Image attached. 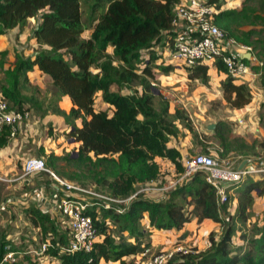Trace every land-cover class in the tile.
I'll use <instances>...</instances> for the list:
<instances>
[{"label": "trees", "instance_id": "obj_1", "mask_svg": "<svg viewBox=\"0 0 264 264\" xmlns=\"http://www.w3.org/2000/svg\"><path fill=\"white\" fill-rule=\"evenodd\" d=\"M82 1L0 0V37L13 29L23 32L30 19L35 18L32 38L37 46L32 55L17 53L14 64L8 67L9 51L1 52L5 79L0 81V99L6 100L12 110L27 106L29 109V105L41 109L45 102L40 103L24 90L31 84V73L36 69L40 76L50 79L55 92L48 108L63 117L66 133L78 146L63 156L50 154L47 164L71 182L82 186L94 182L98 191L128 196L142 184H163L169 177L177 178L185 166L182 152L174 142L186 135L183 128L192 134L193 143H202L201 138H206L195 129L184 109L172 111L170 100L157 94L152 83L155 68L165 74L174 68L172 64L158 63L162 57L158 50L172 48L176 36L173 20L181 0H86L87 23L83 21ZM209 3L219 9L214 17L217 26L239 43L251 46L263 61V71L264 0H243L241 7L232 8H225L226 0ZM253 68L258 70L259 66ZM188 69L192 80L209 83L208 65ZM216 70L224 75L220 86L226 103L237 109L250 104V85L228 75L221 61L216 62ZM98 100L105 103V108L97 109ZM224 126L219 123L212 131L224 148L221 159L228 157L231 150L255 149L240 138L230 140ZM12 140L10 128L0 129V148ZM203 152L210 155L206 147ZM159 158L168 159L174 169L165 171ZM60 160L80 169L64 171L58 165ZM50 181L46 180L47 184ZM232 190L238 196L231 195L229 203L222 207L223 213L219 212L215 189L198 172L168 192L163 200L140 194L124 214L105 209L98 218L95 210L90 211L100 237L90 252L62 250L69 243L70 232L61 226L59 216L36 204L26 205L24 212L43 236L37 250L48 242L50 246L43 257L51 256L55 264L124 263L127 257H132L134 263L136 256L152 246L145 223L151 229L180 230L189 221L186 214H192L199 222L212 220L223 231L220 235L212 232L211 245L205 249L177 253L166 264H264V217L262 222H255L253 231L246 228L253 216L255 198L264 196V178L248 176ZM234 198L237 204L229 209ZM191 205L193 208L188 209ZM5 229L0 227V260L10 244L21 254L9 264H42L39 255L34 259L35 253L23 254L22 246L14 243Z\"/></svg>", "mask_w": 264, "mask_h": 264}, {"label": "built area", "instance_id": "obj_2", "mask_svg": "<svg viewBox=\"0 0 264 264\" xmlns=\"http://www.w3.org/2000/svg\"><path fill=\"white\" fill-rule=\"evenodd\" d=\"M209 1L181 0L176 6V17L173 20L176 36L172 48H169L171 58L182 66L194 67L204 64L215 70L216 62L221 61L228 75L237 82L251 87L254 79L262 74L263 61L257 58L251 46L239 43L217 26L214 17L219 9ZM246 59L250 63H247ZM254 65H258L259 69H254ZM30 119L32 115L27 107L12 110L6 100L0 99V129L10 128L13 139L17 138L23 124ZM243 161L246 163L240 169ZM23 166L20 178L46 172L54 181L53 195L41 198L38 194H34L32 204L38 205L45 212L59 216L63 221L61 226L68 228L70 240L68 245L62 248L65 252H90L100 239L95 219L90 211L95 210L98 218L105 209L124 214L131 202L140 194L149 195L153 200H163L168 192L188 182L196 173L202 172L206 181L215 189L219 212L223 213L222 207L229 203L234 185L248 176L254 179L264 178V155L257 157L230 155L220 159L216 155L199 153L184 157L185 171L177 178L169 177L163 184L160 182L142 184L138 186L136 192L128 196H115L98 191L96 187H86L69 181L57 174L43 156L28 157L24 160ZM2 179L10 181L8 178L2 177ZM36 233H39L38 229ZM178 242H174L172 250L165 249L155 254L147 264H166L177 253H187L189 249ZM210 245L211 241H208L206 247ZM48 246H50L48 242H43L38 250L33 251L43 258ZM7 248L8 251L0 260V264L16 262L21 254L20 251L11 249L10 244ZM148 250L140 254L141 258L135 257L134 263L125 260L124 263L118 264H146L143 256L147 255ZM31 252L24 251L23 254Z\"/></svg>", "mask_w": 264, "mask_h": 264}, {"label": "rangeland", "instance_id": "obj_3", "mask_svg": "<svg viewBox=\"0 0 264 264\" xmlns=\"http://www.w3.org/2000/svg\"><path fill=\"white\" fill-rule=\"evenodd\" d=\"M236 4V0H226L225 8H232L234 6L239 7V5ZM88 9L89 3L86 0H83L82 11L83 21L85 23L88 21ZM33 26L34 23L31 22L25 33L19 35L18 29H15L9 31L8 34L0 38V54L3 50L9 51V54L6 57V67L14 64L17 53L29 55L33 51V45L35 43V41L32 43L31 30ZM88 33V31L85 33V37L88 36ZM158 51L162 54L158 63L163 62L164 64H172L174 65V68L169 74H165L155 68V76L152 83L156 87V93H162L170 100L172 111L176 108L184 109L188 113L195 129L204 137L206 136L203 140L201 139L202 143H191L187 137H180L181 139H178L179 141L176 140L178 141V145H180V141L181 143H187L185 150H187L189 155L204 153L203 150L206 147L210 154L222 157L220 152H223L224 148L221 145L220 139L212 132L213 130H209L207 127L210 123H215L216 126L219 123H224V132L230 140L240 138L243 142L249 145H254L255 147V149H252V147L243 149L242 151H245V154L240 151L231 150L228 156L241 155L257 157L259 155H264V80L262 79V74L256 77V79L252 82L253 86L250 87L252 100L250 104L244 108L236 109L226 103L223 98L220 82L216 81V79L224 78V75L218 74L214 68L210 67V81L208 84H204L198 80H192L189 77L188 67L178 64L171 58L170 49H161V47H159ZM262 73H264V70ZM4 79L5 72L0 66V81L4 82ZM54 92L52 84L49 83L46 77L41 76H32L31 84L24 90L25 94L30 96L34 95L38 98L40 103L45 102V104L41 109H37L29 105V110L31 111L33 121L37 123V127H35V131L31 136H29V133L27 135L19 133L17 136L18 139L21 135V139L19 138L20 141L24 140L25 142L23 144L20 143L16 149V154L19 157L17 160L16 169H18V172L16 173V176L23 173L24 160L29 156L40 157L42 149H45L43 153L46 154V157L52 153L63 156L74 151L78 145L72 140L73 138H70L68 133H66L65 130L67 128V124L63 117L56 112H51V109L48 108L49 103L54 96ZM101 105L105 106V104H102L101 100H98L96 104L97 109H99ZM64 107L69 109L68 104H64ZM240 119L243 122H241ZM183 129L187 132V134H189L188 129ZM58 165H60V167L67 172H73L80 169L76 164L69 163L65 160H60ZM165 171H168V169ZM60 176L64 177L63 175ZM43 180L45 181V184H47L46 180H48V178L44 177ZM75 183L78 182L75 181ZM95 185L96 184L94 182H89L86 187H95ZM31 187L32 181L30 184H26L24 189L23 186L21 189H16L17 195H20L25 190H30ZM234 192L236 196H238V193L236 191ZM1 193L8 195L7 192H3V190H1ZM52 195L53 193L50 194V196ZM257 197V199L255 198L257 200V204L254 206L253 216L246 224V228L250 231H253L255 228V222H262L261 219L264 217V196ZM236 204L237 201L233 200L229 209H233ZM192 208L193 206L191 209ZM188 209H190V207ZM22 217L26 218L25 215ZM185 217L189 219V221L186 222L188 224L195 221V223L190 224L191 228H186L187 230L185 229L184 232L187 234V237L182 244H184V246L189 250L201 251L205 249L206 243L211 241V233L214 232L215 235H220L223 231L219 224H215V226H213L214 224L209 221L199 222L196 217L193 219L192 214H186ZM31 226L32 227L20 226L17 229L12 228L9 230L8 234L12 237H17L14 243H19L22 246V250L32 251L31 254H34V251L37 250L38 241H40V238L43 236L41 233L37 234L36 232L35 235H30L32 233L30 228L35 229L32 224ZM144 226L150 230L148 231V237L152 241V246L149 248L147 255L143 256V260L147 264L155 254L165 250V244L162 243L163 241L165 242L167 239L176 240L175 238L180 237H178V234L168 230L161 231L156 228L151 229L149 228L148 223H145ZM26 234H29L30 236L27 237ZM10 239L12 240V238ZM178 241L179 239H177V242ZM238 242L239 239H237V243ZM166 249L172 250L173 245L171 248ZM32 256H34V259L38 257L37 254ZM125 259L130 260L131 258L127 257ZM39 262L42 264H55V259L51 256H47L41 258ZM118 263L119 262H108L107 264Z\"/></svg>", "mask_w": 264, "mask_h": 264}, {"label": "crops", "instance_id": "obj_4", "mask_svg": "<svg viewBox=\"0 0 264 264\" xmlns=\"http://www.w3.org/2000/svg\"><path fill=\"white\" fill-rule=\"evenodd\" d=\"M242 2H243V0H236V3H237L236 5H239V7H241ZM31 22L34 23L33 27H35L36 19L31 18L29 21V25ZM27 27L28 26H26V28L24 29L23 32H20L18 29V34L20 35V34L25 33ZM33 27H32V29H33ZM13 30H15V29H13ZM31 32H32V30H31ZM34 41L35 40L32 38V43H34ZM36 48H37V46H36V42H35L33 45V51L30 53L31 55L35 52ZM31 76L40 77V74H39L38 70L36 69L35 71H33L31 73ZM41 77H46V76H41ZM46 78L49 81V83L51 84L50 79L48 77H46ZM31 80H32V77H31ZM221 80L222 79H216L217 82H220ZM252 86H253V83H252ZM64 100H65V102H69V100L67 98H65ZM102 104H105V103L102 102ZM100 108H105V107L103 105H101ZM35 127H37V123L35 121H33V118H32L28 122L23 124V126L21 127V130H20V134H26L27 135L29 133V136H31L35 131ZM191 135L192 134L190 132H189V134H187V132H186V135L184 137H187V139H189V142L193 143ZM20 137H21V135H20ZM19 138L18 139L16 138L17 140H15V139L12 140V142H10L7 146L0 148V177H1V179H0V225H1V227H4L6 229L9 228L8 230H6V233H8L9 230H11L12 228L17 229L20 226L32 227L29 218L26 216V213L24 212L25 211L24 207L26 205L32 204V198L34 197V194H38V197H41V198H43L44 196L49 197L50 194L52 193V190L54 191V189H55V184L53 183L54 181L51 179V177L49 175L46 177L43 173H36V174H33L29 177H24V178H20L22 174L16 176V173L18 172V169H16L17 168V162H18L17 160L19 158L18 155L16 154V151H17L16 149L18 148L20 143L23 144L25 142L24 140L20 141L21 138L20 139ZM179 139H181V138H179ZM201 139L203 140V138H201ZM178 141H175L174 145L178 146V148L182 152L183 157H185L186 155H189L187 153V150H185V148L187 147V143H181V141H180V145H178L177 144ZM45 155L46 154H42L40 156L45 157L47 160L48 157H46ZM159 161L164 165V167H167L169 169H171V168L174 169L172 167V163L168 159L159 158ZM2 177L10 179V181L5 180V179L3 180ZM44 177L51 180L49 184H45V181L43 180ZM31 181H32L31 189L25 190L20 195H17V190L21 189L22 186L24 189V186L26 184L27 185L30 184ZM1 190H3V192H7L8 195H4L3 193H1ZM231 195L236 197V194L234 192H232ZM259 197H263V196H259ZM257 198L258 197H256V199ZM234 199L237 201L236 198H234ZM256 199H255L254 206H256V204H257ZM261 200H260V202H261ZM191 207H192V205L190 206V209H191ZM23 215H25L26 218H23L22 217ZM24 219H26V220H24ZM203 221L212 222L214 224L213 226H215V224H217V223L213 222L212 220H208V219H205ZM193 223H195V221L194 222L192 221V223H189V224L186 223L185 224L186 226L184 225L183 228L180 230H174V229L168 230L170 232L178 234L179 235L178 237H180V238H175L176 240L167 239V240H165L166 243L163 241L162 243L165 244V249L171 248L172 245L174 244V242L177 241V239H179L180 243H184V240L187 237V234L184 233L185 229L186 228L190 229L191 228L190 224H193ZM30 229L32 230L31 235L32 236L35 235V232L37 229L36 228L35 229L30 228ZM161 231H167V230H161ZM184 234L186 235L185 237H183ZM26 236L29 237L30 235L26 234ZM8 237L12 238V240H16V238H17L16 236L12 237L9 234H8ZM153 244H154V242H153ZM137 257L141 258V255L136 256V258ZM129 258H132V257H129ZM103 264H107V262H103Z\"/></svg>", "mask_w": 264, "mask_h": 264}, {"label": "water", "instance_id": "obj_5", "mask_svg": "<svg viewBox=\"0 0 264 264\" xmlns=\"http://www.w3.org/2000/svg\"><path fill=\"white\" fill-rule=\"evenodd\" d=\"M249 58V56H248ZM209 130H214L216 128V124L215 123H210L207 127ZM73 141H75V139H72ZM75 154V153H74ZM78 154V152L76 151V155ZM246 161H243L240 165V169H242L245 165Z\"/></svg>", "mask_w": 264, "mask_h": 264}]
</instances>
